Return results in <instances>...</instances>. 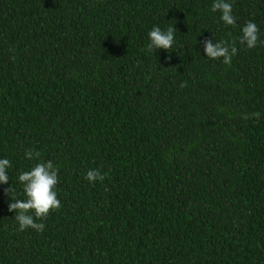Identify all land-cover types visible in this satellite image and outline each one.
Masks as SVG:
<instances>
[{
	"label": "trees",
	"instance_id": "obj_1",
	"mask_svg": "<svg viewBox=\"0 0 264 264\" xmlns=\"http://www.w3.org/2000/svg\"><path fill=\"white\" fill-rule=\"evenodd\" d=\"M213 2L0 0V264H264V44L239 43L264 0H227L235 26ZM48 160L61 207L20 231L18 177Z\"/></svg>",
	"mask_w": 264,
	"mask_h": 264
},
{
	"label": "clouds",
	"instance_id": "obj_2",
	"mask_svg": "<svg viewBox=\"0 0 264 264\" xmlns=\"http://www.w3.org/2000/svg\"><path fill=\"white\" fill-rule=\"evenodd\" d=\"M211 10L221 13V20L226 25L235 26L236 18L233 15L231 3L227 0H214ZM175 27L169 26L166 30H162L158 26H154L150 32L149 43L146 51L163 49L171 52L175 43ZM242 35L239 37V43L246 45L248 48H254L258 43L264 44V41L259 39L258 26L248 21L242 28ZM204 52L206 57L210 59L222 58L223 63L231 65L232 57L237 54L235 43H229L226 40L214 42L211 38H206L203 41ZM171 59V57H166ZM186 86L181 84V87ZM259 113H252L251 116L259 118ZM245 119L249 116L245 115ZM25 157L29 160H39L41 153L36 150H26ZM11 162L7 158L0 159V183L8 184L9 174L6 169L11 167ZM58 167L51 160L41 161L36 163L31 170L20 173L18 179L23 185V192L26 199H14L9 203V211L15 212V219L19 224V230L24 231L28 228L34 229L37 232H42L45 228L44 223L38 222L46 219L50 212L58 210L61 207V201L57 198L56 186L59 182ZM105 174H102L99 169H92L86 173L85 179L95 183L97 180L103 181ZM13 191L12 186L5 189V193Z\"/></svg>",
	"mask_w": 264,
	"mask_h": 264
}]
</instances>
